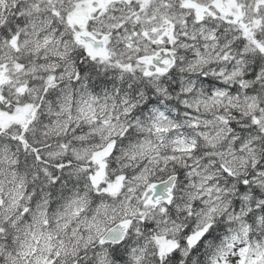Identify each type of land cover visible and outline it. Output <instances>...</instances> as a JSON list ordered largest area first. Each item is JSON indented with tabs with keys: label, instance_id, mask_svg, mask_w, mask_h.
<instances>
[{
	"label": "snow or ice",
	"instance_id": "1",
	"mask_svg": "<svg viewBox=\"0 0 264 264\" xmlns=\"http://www.w3.org/2000/svg\"><path fill=\"white\" fill-rule=\"evenodd\" d=\"M0 264H264V0H0Z\"/></svg>",
	"mask_w": 264,
	"mask_h": 264
}]
</instances>
